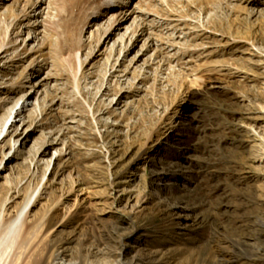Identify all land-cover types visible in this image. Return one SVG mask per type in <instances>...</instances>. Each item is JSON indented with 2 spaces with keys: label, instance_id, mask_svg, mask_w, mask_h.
Segmentation results:
<instances>
[{
  "label": "rangeland",
  "instance_id": "374dc122",
  "mask_svg": "<svg viewBox=\"0 0 264 264\" xmlns=\"http://www.w3.org/2000/svg\"><path fill=\"white\" fill-rule=\"evenodd\" d=\"M261 9L0 0V218L30 201L12 264L50 247L75 264H216L225 236L264 264Z\"/></svg>",
  "mask_w": 264,
  "mask_h": 264
},
{
  "label": "bare ground",
  "instance_id": "6f19581e",
  "mask_svg": "<svg viewBox=\"0 0 264 264\" xmlns=\"http://www.w3.org/2000/svg\"><path fill=\"white\" fill-rule=\"evenodd\" d=\"M110 1H116V0H110ZM223 1L224 0H194V2H198V3L203 4V7L205 9H206V6H208L210 4L215 5V4L222 3ZM227 1H230V0H227ZM246 1H248V0H246ZM61 4H60V6L62 8L61 11H64L65 6H66V2H62ZM232 9L235 12L236 11L240 12L241 10L248 11L249 13L252 12V11H249L247 9V7L241 6V5H235L234 8H232ZM65 12L69 15L70 11L68 10V12H67L65 10ZM258 13H259V18H258L257 28L261 30L264 28V9H261L260 11H258ZM70 15H72V12H70ZM65 20L66 19H63L62 21H65ZM243 20L238 18V16H237V21H240L239 23H242ZM208 22L213 23L214 25H219L218 20L217 21L216 20H210ZM65 23L66 22L60 23V26L63 27V24H65ZM75 29L77 32L78 29L77 28H75ZM64 31H65V29H64ZM60 42H62V41H60ZM76 45H77V43L74 41V39H72V40H70V42H68L67 38L65 37V41L62 42V45L60 48H58L57 52L59 55H61L63 48L65 46H69V48H70L69 50L72 51L73 49H75ZM29 205H30V201H28L23 206V208L22 207L19 208L18 211L16 212V214L8 220H2L0 218V264H12V261H13L12 257L15 254V252L17 251V249L18 250L21 249L23 247V245L28 242V236H29L31 231L28 230L27 226H25V224L23 222V216H24L26 209ZM217 247H218V252H219V256H220V261H218L216 264H227L228 261H230L232 258H235V257H237L239 264H244V259L238 258V255H236V254L238 251H243V252H245V254H247L249 252L248 246L244 245V242H242L240 240H238V241L232 240L229 236H225V237L218 239V246ZM51 248L52 247L48 248L45 255L41 256L38 260H36L34 262V264H75L73 261L67 259L66 255L62 251L57 252V250H55V249L52 250ZM153 258H154L153 254H146V255H143L142 257H138V259L135 261H137V262L138 261H145L146 262L145 264H151V262L154 261Z\"/></svg>",
  "mask_w": 264,
  "mask_h": 264
}]
</instances>
